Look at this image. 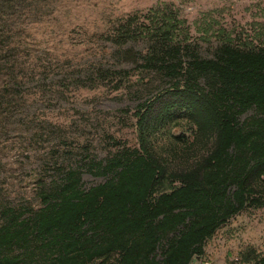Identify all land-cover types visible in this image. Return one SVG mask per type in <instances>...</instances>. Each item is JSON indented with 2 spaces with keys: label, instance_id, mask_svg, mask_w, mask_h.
Masks as SVG:
<instances>
[{
  "label": "trees",
  "instance_id": "1",
  "mask_svg": "<svg viewBox=\"0 0 264 264\" xmlns=\"http://www.w3.org/2000/svg\"><path fill=\"white\" fill-rule=\"evenodd\" d=\"M140 15L100 35L121 62L168 84L136 104L135 146L93 163L102 183L83 189L80 172L68 169L39 192L37 209L3 207L0 264H190L229 219L264 206V41L238 47L227 40L204 59L176 40L174 16ZM99 73L118 82L125 75ZM178 123L191 134L182 149L197 153L169 170L159 139Z\"/></svg>",
  "mask_w": 264,
  "mask_h": 264
},
{
  "label": "rangeland",
  "instance_id": "2",
  "mask_svg": "<svg viewBox=\"0 0 264 264\" xmlns=\"http://www.w3.org/2000/svg\"><path fill=\"white\" fill-rule=\"evenodd\" d=\"M157 11L180 22L176 40L186 39L200 58H211L227 40L238 47L264 41V0L0 3V210L37 209L39 192L68 169L80 172L83 189L102 183L93 163L135 146L136 104L168 84L159 74L121 62L100 35L116 20ZM108 68L125 75L119 82L103 78L99 70ZM159 140L169 150V170L197 153L196 146L182 149L191 141L184 123L170 125ZM263 254L264 206L229 219L190 264H256Z\"/></svg>",
  "mask_w": 264,
  "mask_h": 264
}]
</instances>
